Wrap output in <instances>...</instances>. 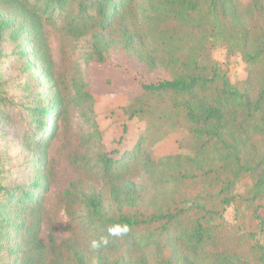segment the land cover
Masks as SVG:
<instances>
[{
	"label": "trees",
	"instance_id": "trees-1",
	"mask_svg": "<svg viewBox=\"0 0 264 264\" xmlns=\"http://www.w3.org/2000/svg\"><path fill=\"white\" fill-rule=\"evenodd\" d=\"M78 43L87 64L121 55L164 74L142 84L131 115L165 102L160 119L185 124L191 153L153 159L140 136L128 150L88 157L93 132L81 138L72 121L96 95L68 56ZM218 45L241 56L243 77L232 81L213 58ZM10 123L19 124L17 166ZM59 139L77 177L50 199L48 153ZM261 210L264 0H0V264H92L86 247L95 264H264ZM61 212L71 228L57 240Z\"/></svg>",
	"mask_w": 264,
	"mask_h": 264
},
{
	"label": "rangeland",
	"instance_id": "rangeland-1",
	"mask_svg": "<svg viewBox=\"0 0 264 264\" xmlns=\"http://www.w3.org/2000/svg\"><path fill=\"white\" fill-rule=\"evenodd\" d=\"M48 33L55 69L59 71L63 63L60 40L51 27L48 28ZM68 56L80 76L90 82L96 95L91 110L85 112L75 110L72 121L73 132L81 138H88L93 132L94 136L86 150L88 157H92L99 149L103 151L116 149L119 152L128 150L140 136L143 137V151L153 159L169 154L191 153L192 142L185 124L183 122L172 124L160 119L162 113L167 110L165 102H160L157 111L131 115L132 110L135 109L133 104L136 97L142 93V84L160 80L164 74L148 73L143 66L121 55L112 56L107 64H87L84 60L85 48L81 43L76 44L74 49H69ZM212 56L228 70L232 81L245 75L244 63L239 54L228 55L226 49L218 45L213 50ZM5 73L8 78L16 76V71L11 68H6ZM18 127V123H10L5 134V138L12 141L9 145L13 144L9 152L14 156V166L22 162L19 156L20 148L14 139L17 134H20L17 131ZM48 156L54 161L55 167L51 199L55 191L67 187L77 174L68 163L67 149L61 139L52 142ZM90 186L101 192L99 180L92 181ZM242 190L243 186L238 185L236 192L241 193ZM107 205L108 201L105 200L104 206ZM83 213L80 211L81 217ZM260 214L264 219V210H261ZM224 217L230 224L234 223L232 206L226 209ZM70 228V222L61 212L55 230L57 240L64 238L70 232ZM41 237L46 240L45 229ZM257 238L264 244V227ZM86 254L92 260V264H95L94 252L86 247ZM126 259L132 260L128 252H126Z\"/></svg>",
	"mask_w": 264,
	"mask_h": 264
}]
</instances>
